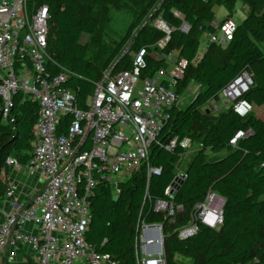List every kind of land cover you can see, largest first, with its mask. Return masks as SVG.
Listing matches in <instances>:
<instances>
[{
	"label": "trees",
	"instance_id": "16d2710c",
	"mask_svg": "<svg viewBox=\"0 0 264 264\" xmlns=\"http://www.w3.org/2000/svg\"><path fill=\"white\" fill-rule=\"evenodd\" d=\"M25 2L28 12L34 6L47 7L48 53L54 63V66L48 64V68L52 75L60 74V69L73 74L64 86L74 93L78 108L84 107L93 92V84L99 79L96 67L87 59L89 47L81 44L80 39L98 27V17L89 16L86 7L99 0ZM153 2L147 0L144 12ZM237 2L247 6L248 12L237 25L231 43L225 49L210 44V51L193 65L199 36L214 31V8L223 6L227 14L234 13ZM259 7H262L261 12ZM174 11L181 18L176 17ZM160 18L170 29L162 55L176 52L177 59L184 63L176 93L182 95L190 77L201 84L203 91L190 106L170 111L158 138L161 142L152 145L147 162L158 174L147 177L143 167L119 184L114 196L104 185L93 189L86 241L118 264H135V226L141 220L147 224H163L166 264H177L178 257L190 260L191 264H264V0H164ZM183 24L188 26L186 33L181 31ZM165 37L150 23L143 25L134 37L135 53L141 49L146 53L145 67L140 71L142 78L167 67L165 60L151 56L152 49ZM117 69V73L131 70L132 59L127 56L119 61ZM242 71L250 75L252 84L241 99L251 105L252 111L263 108L262 115L251 112L241 118L231 109L214 118L201 113L200 108L215 100ZM37 112V104L16 97L11 112L14 124L0 122V200L7 186L6 159L14 158L22 166L30 159ZM196 124L205 128L200 148L189 162L179 190L168 198L164 191L171 184L174 166L184 151L170 152L164 143L173 136L188 137L197 143L189 134ZM238 131L246 133V137L232 148L229 141ZM207 153L218 157L208 160ZM208 192L223 200L218 230L199 226L194 235L178 239L174 231L188 224L193 207L201 203ZM156 201L181 206L182 211L174 213L170 223L171 217L164 220V215L153 211Z\"/></svg>",
	"mask_w": 264,
	"mask_h": 264
},
{
	"label": "built area",
	"instance_id": "2783aa9c",
	"mask_svg": "<svg viewBox=\"0 0 264 264\" xmlns=\"http://www.w3.org/2000/svg\"><path fill=\"white\" fill-rule=\"evenodd\" d=\"M48 19L45 5L28 12L25 0H0V122L14 124L11 112L16 97L38 106L30 159L22 166L9 157L5 166L25 177L41 178L39 189L20 204L14 186L7 181L3 199L8 211H0V264H118L86 241L91 219L89 198L99 185L116 195L119 184L143 167L147 177L158 174L147 164L150 148L160 144L158 138L170 111L178 109L182 95L176 93V86L184 63L180 60L182 65H175L172 53L154 57L165 60L167 67L142 78L146 53L141 49L132 57L131 70L114 77L104 75L93 84L84 107L78 108L74 93L64 86L73 74L60 69V74L52 75L48 68V64L54 66L48 53ZM212 27L214 31L206 34L208 44L225 49L237 24L226 17L213 22ZM167 40L165 37L157 45ZM171 65L178 68V75L172 73ZM251 84L250 75L242 71L205 105L231 109L246 118L252 107L241 97ZM245 137L246 133L238 131L229 146L235 148ZM193 144L200 148L188 137L173 136L164 147L170 152H185ZM175 177L183 181L185 173H175ZM173 190L169 185L164 195L171 198ZM217 199L223 204L220 197L208 192L193 207L188 224L174 231L177 238L194 235L199 226L218 230L222 205L218 210L212 208ZM153 211L164 215V220L171 217L172 223L174 213L182 207L156 201ZM157 233L161 254H145L144 250L154 248ZM163 240L162 223L138 220L133 243L135 264H166Z\"/></svg>",
	"mask_w": 264,
	"mask_h": 264
},
{
	"label": "rangeland",
	"instance_id": "374dc122",
	"mask_svg": "<svg viewBox=\"0 0 264 264\" xmlns=\"http://www.w3.org/2000/svg\"><path fill=\"white\" fill-rule=\"evenodd\" d=\"M163 2L164 0H154L145 12L143 7L147 4V0H99L96 4L87 5L86 13L89 16L98 17L99 24L95 32L89 35H82L80 42L83 45H88L89 51L87 59L96 67L99 80L107 74H109L110 77H114L118 71V62L127 56L132 59L135 54L133 49L134 37L145 23H150L158 31L163 32L165 36L168 37L170 29L160 18ZM258 11L261 12L262 7H259ZM245 12H248V8L240 2L236 3L234 14L231 12L230 14H227L223 6H217L214 8L216 21L221 20L224 16H229L237 25L241 24ZM173 14L176 17L181 18L179 13L174 11ZM181 31L184 32L182 28ZM206 36V34H201L199 36V46L197 54L192 62L193 65H196L202 56L210 51L212 47V45L208 44ZM164 46L165 44L157 45L156 48L152 49L151 56H163L161 50L164 49ZM171 55L172 62H174L175 65H182V62L177 59L176 52H172ZM169 68L172 73L176 75L179 74L178 68L174 65H171ZM202 91L203 87L201 84L194 78L190 77L183 89L182 99L178 105V109L183 110L192 101H197ZM223 111V109H218L211 105H204L200 108L201 113H206L212 118L216 117ZM252 113L261 116L263 108L254 109ZM204 131L205 128L201 127L200 124H196L189 134L192 135L193 139L199 144ZM196 151L197 145L193 144L180 156L174 166L175 173L185 172ZM216 157H218V155L207 153L208 160L216 159ZM220 205H222V201L217 199L212 205V208L218 210ZM175 261L177 264H191L190 260L179 257L176 258Z\"/></svg>",
	"mask_w": 264,
	"mask_h": 264
},
{
	"label": "crops",
	"instance_id": "0c3cea01",
	"mask_svg": "<svg viewBox=\"0 0 264 264\" xmlns=\"http://www.w3.org/2000/svg\"><path fill=\"white\" fill-rule=\"evenodd\" d=\"M243 7V6H242ZM246 10V9H245ZM235 12V10H234ZM234 14V13H233ZM246 15V12H245ZM226 16L222 17V21ZM245 18V16H244ZM243 18V19H244ZM214 21V22H219ZM7 181L9 184H12L15 188V199L17 203H25L26 196L32 192L39 189L41 184V178L37 175L36 177H25L22 173L14 170V169H8L7 170ZM0 211H8V206L6 204V201L4 199L0 200ZM188 260V259H187Z\"/></svg>",
	"mask_w": 264,
	"mask_h": 264
},
{
	"label": "water",
	"instance_id": "95a60500",
	"mask_svg": "<svg viewBox=\"0 0 264 264\" xmlns=\"http://www.w3.org/2000/svg\"><path fill=\"white\" fill-rule=\"evenodd\" d=\"M182 29L186 33L188 31V26L186 24H183ZM192 103H193V101L189 104V106ZM182 183H183V181L181 179H179L178 177L174 178V182H172L170 184V186L174 188V190L171 192L172 196H174L176 194V192L179 190ZM221 215H222V211L220 212V217H221ZM221 221H222V218H221ZM154 244H155V246L152 250H144L145 254H147V255H159V254H161V252H162V250H161V237H160L159 233H157V235L155 237Z\"/></svg>",
	"mask_w": 264,
	"mask_h": 264
}]
</instances>
